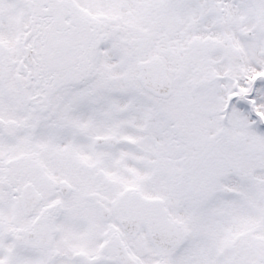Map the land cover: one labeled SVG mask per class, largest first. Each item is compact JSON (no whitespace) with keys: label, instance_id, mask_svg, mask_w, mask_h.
Returning a JSON list of instances; mask_svg holds the SVG:
<instances>
[{"label":"snow or ice","instance_id":"1","mask_svg":"<svg viewBox=\"0 0 264 264\" xmlns=\"http://www.w3.org/2000/svg\"><path fill=\"white\" fill-rule=\"evenodd\" d=\"M0 264H264V0H0Z\"/></svg>","mask_w":264,"mask_h":264}]
</instances>
